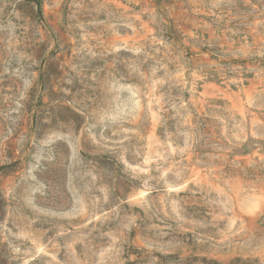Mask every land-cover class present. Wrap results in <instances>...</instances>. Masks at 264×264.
<instances>
[{"label": "rangeland", "instance_id": "374dc122", "mask_svg": "<svg viewBox=\"0 0 264 264\" xmlns=\"http://www.w3.org/2000/svg\"><path fill=\"white\" fill-rule=\"evenodd\" d=\"M0 264H264V0H0Z\"/></svg>", "mask_w": 264, "mask_h": 264}]
</instances>
